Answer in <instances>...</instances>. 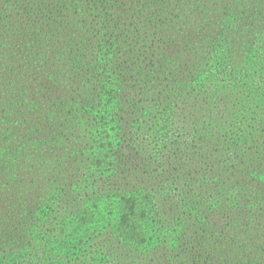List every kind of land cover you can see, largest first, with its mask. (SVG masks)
<instances>
[{
  "label": "trees",
  "instance_id": "trees-1",
  "mask_svg": "<svg viewBox=\"0 0 264 264\" xmlns=\"http://www.w3.org/2000/svg\"><path fill=\"white\" fill-rule=\"evenodd\" d=\"M113 9L103 5L100 26L46 56L54 62L92 51L105 73L85 86L90 130L82 166L61 165L41 150L52 126L35 119L46 99L28 73L0 78V264H264V54L225 62L218 36L195 45V57L183 56L182 43L166 53L160 34H133ZM24 47L12 56H41ZM176 115L186 130L172 128ZM24 116L38 125L15 136L6 120ZM243 121L260 146L236 154L250 134L236 143L218 135ZM151 143L158 152L142 153ZM195 153L211 160L212 178L184 164ZM162 160L176 164L173 181L186 190L167 212L150 186ZM24 165L36 174L28 182L13 173ZM168 217L186 226L173 234L162 225Z\"/></svg>",
  "mask_w": 264,
  "mask_h": 264
},
{
  "label": "rangeland",
  "instance_id": "rangeland-1",
  "mask_svg": "<svg viewBox=\"0 0 264 264\" xmlns=\"http://www.w3.org/2000/svg\"><path fill=\"white\" fill-rule=\"evenodd\" d=\"M106 4L117 9L111 10V13L125 15L120 17L121 20L128 18L127 30H132L133 34L144 31L160 34L164 40L161 48L166 53L174 51L182 43L183 56L195 57L192 54L195 45L208 44L213 36H218L225 39L221 49L224 53L221 58L225 62L243 57L251 60L256 56L263 58L264 54V0H0V78L22 70L28 73L36 88L43 90L46 99L40 108L43 118L35 119L52 127L47 131L51 139L41 150H48L46 153L51 155V159L67 167L78 168L84 163L90 130L84 106L85 86L94 75L101 77L105 73L101 69L96 70L92 51L79 49L77 54H72L73 58L56 57L60 60L54 62L46 56L58 51L64 44H72L74 38L87 36L91 28L100 26L99 11ZM24 46L41 56L37 60L12 56V52L17 54L27 50ZM159 51L157 49L156 52ZM230 101L240 107L236 100ZM178 112L181 114L182 111ZM219 117L223 120L225 114L221 113ZM183 119V116L176 115L172 128L186 130L187 121ZM6 123L18 132L15 136L20 137L31 130L30 125H38L30 116L18 120L11 117ZM208 127L210 130L217 129L212 123ZM239 127L241 129L229 127L218 136L227 134L236 143L250 134V141L244 142L236 154L256 151L260 144L249 122L243 121ZM4 141L0 136V143ZM217 150L216 147L212 149L213 152ZM145 151L155 155L158 148L151 143L144 146L142 153ZM231 153L234 155L233 151ZM199 157L201 155L195 153L184 164L189 166L190 171L208 180L214 176L213 163L205 157L200 162ZM10 163L12 166L13 162ZM159 171L163 172L162 176ZM159 171L150 178V186L155 190L154 201L165 212L168 209L177 210L178 198L186 191L181 180L173 181L178 167L173 161L162 160ZM138 172L147 178L143 168ZM13 173L22 182H28L36 175L28 165ZM168 178L170 182L166 181ZM45 181L46 177L41 182ZM165 181L170 187H163ZM191 190L193 188L189 187L188 192ZM182 199L179 201L182 202ZM162 225L173 234L181 232L186 226L185 221L169 217Z\"/></svg>",
  "mask_w": 264,
  "mask_h": 264
}]
</instances>
